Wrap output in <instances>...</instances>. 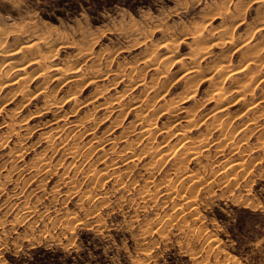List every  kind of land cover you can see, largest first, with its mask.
<instances>
[{"label":"rangeland","instance_id":"374dc122","mask_svg":"<svg viewBox=\"0 0 264 264\" xmlns=\"http://www.w3.org/2000/svg\"><path fill=\"white\" fill-rule=\"evenodd\" d=\"M249 1L0 0V28L9 34L7 39L5 35L3 37L0 35V44L3 45L1 47L3 50L0 52V62L6 59L3 51L12 49L18 42H21L19 40L15 43L14 37H12L16 30H24L25 33H29L31 31L30 27H32L33 33L36 31V34L43 33L42 35L45 36L61 37V41L58 40V42H70V45L67 43L59 47L56 50L55 57H53L52 65L57 64L60 67L61 65L66 67L75 63L74 55L77 51L79 52L80 46L83 44L85 46L84 42L79 44L78 42L85 41V36H87L86 38H93L95 42L90 45V50L88 51L89 53L95 52L92 53L95 55L90 56V58L95 60L94 67L85 69L86 66H84L82 67L84 69L74 68L70 72L67 70L64 73L60 72L64 75H61L62 78L84 77L86 75L84 73L89 69L94 71L103 69L106 70V72L103 70L102 72L107 77L104 75V78L99 80V82L86 85L80 96L83 101L89 99L97 88L98 90H105V95L107 96L115 95V93L120 91L124 92L127 99H131L130 101H138L140 97L144 96L143 89L134 84L139 80L140 77L138 76L140 75L131 72L130 77L128 76L129 78L123 76L126 78L122 77L123 79H120V75L117 78L119 68L120 73L127 74L130 67L136 66L133 65L132 61L134 60V64L136 62L139 63L138 61H141L140 59H142L143 55L151 51V48L156 50L157 55L164 54L165 50L160 48L161 44L159 43L170 39L177 41L178 37L176 35L179 36L181 31L189 29L193 24L200 22L204 16L210 20L212 28H218L219 30L220 26H223L230 29L233 26V29H235L233 31L231 28V32L234 33L232 34L235 42L242 39L244 34H248L245 31L250 32L248 35L254 34L253 37L256 40V37L259 38L257 35L261 36L264 32L256 34L253 28L256 25V19L260 16L264 17V12L261 8H257L255 4H252L254 0H252L253 2L250 1L251 3ZM218 3H225L228 13H233V6L237 4L236 7L240 6L243 14L237 16V18H235L236 16H232L233 18L223 16L221 11L224 13V9L211 7L219 5ZM227 18L228 20H226ZM156 45L157 47L159 46L157 49L155 48ZM147 46L151 48L148 49ZM187 46L188 44H180L178 48L179 54L183 55L185 52L187 54L189 51ZM219 50L213 49V53L219 54L221 51L227 57L232 52L228 47ZM231 57H228V59L233 61L232 63L235 67L240 57L238 53H231ZM20 60V55L14 56L11 64L16 65L20 63ZM209 60L206 59L205 62ZM205 62L203 63L205 64ZM98 63L100 65L99 68L96 66ZM122 66L124 69H122ZM179 66L180 64L177 62L173 64L171 72L180 68ZM63 67L62 69L64 70ZM6 69L8 67H3V70ZM34 69V66L30 65L27 68V73H34ZM45 73L44 76L50 78L53 77L56 71L51 67L47 68ZM150 73L153 74L150 71H145L141 74V77L144 76L148 81L153 78ZM18 74L17 72L11 73L9 71L7 79L10 78L11 80ZM136 76L138 80H136ZM129 79L131 80L130 82L128 81ZM44 81V77L30 78L27 84L32 92L42 86L44 89L46 88L45 91H49L56 84L55 81L51 82V79ZM97 85L98 87H96ZM104 85H107V87ZM16 86L8 85L0 90V143L3 141L0 144V264H26L24 259L31 254V250L43 247L57 253V261L61 264H66L65 262L68 258H70L71 264H264V136L261 139L259 138L261 135L260 130L251 126L250 128L246 127L247 129L245 128L246 130L243 132L239 131L235 134L234 138L236 141L234 140V142H238L242 138L237 146L246 150L244 151L245 154H242L243 159L252 161L250 162L251 165L247 167L250 168L249 171L248 169L246 170L248 174L244 173L243 177L240 176L239 179L237 177V180L234 181L235 183L230 180V177L228 178L229 180H226V177L223 179L222 174H220L224 164L234 157L232 156L233 152L230 151L233 147L231 144L221 146L219 149L223 150L224 156H220V153L218 155L216 152L218 150L216 149L217 143L214 141L219 134L214 133L208 140V143L210 144L211 142L212 144L208 145V153H204V158L202 157L197 162L193 161L187 165L189 171L193 170L191 171L192 173L201 171L203 178L206 177L209 183L207 181L205 183L206 178L205 180L203 179L204 184L202 183V186L197 187L198 189L196 188L197 190L195 189L194 191L196 195L193 196L194 193L192 194V197L195 198L193 199L195 205L193 204L190 208L183 207L181 210L179 209L181 205L178 206L176 204V202L178 203L176 199L164 200L165 203L162 205L163 198L161 197L155 205L151 201L144 202L135 196L136 193L143 189V182L140 177L145 178L147 176L142 166L145 162H148L149 155L137 161V167L134 166L135 169H132L131 177L128 176L126 178L128 181L135 178L137 182V185L134 184L127 192L125 189L114 191L113 184L115 183H112L113 180L111 179V181L107 179L101 186L92 187L88 179L82 180L81 171H76L69 165L72 160L67 156L61 155L63 150L56 149V152L51 156V151L45 148L46 143L42 139L46 135H54L57 125H63L66 131H70L73 120L92 110L94 113L92 111L90 113H93L94 118L85 125V128H93V131L91 130L92 133H89L91 131L87 132L89 134L84 133L77 139V142L74 141L81 147L87 141L90 142L91 146L87 147L88 144L81 149L84 154L89 150L97 149L96 153L93 152L92 156L90 155L88 159L86 158V162L81 164L80 169H82V172L86 171L90 164L92 165L91 168L93 167L94 170L100 171L103 169L104 164H100L99 160L104 153L99 148L117 151L125 147L126 142H123L121 136L124 132L130 130L128 121L134 119L135 112L133 110L130 111L131 113L125 119L116 118L117 112L106 117L104 110L99 108L93 110V106L100 104L104 100L100 98L92 103L90 101V103L86 104L87 106L85 105L77 112V115L67 117L66 121H57L54 124L52 122L53 118L70 110V102L58 111L37 116L35 115L36 111L39 110L45 94H39L30 103L22 106L20 105L21 97L17 96V94L14 96L10 94L12 88ZM109 86L111 87L109 88ZM205 86L206 84L203 83L200 89L203 91ZM124 89H127L128 92ZM67 90L68 88L66 87L63 89L62 94L64 96L68 94ZM150 95L152 96L153 94L151 93L148 96L150 97ZM138 97L139 99H137ZM191 104V102L177 103L179 107L184 108L191 107ZM154 105L157 106V109L161 106L159 101H155ZM261 105L262 107L264 106V104ZM212 107L213 104L207 105L201 110L199 117L207 118ZM238 107L239 105L230 108L229 114L231 115L237 111ZM176 115L181 117L184 114L179 113L178 109ZM24 117L27 118L24 119ZM10 118L13 120H10ZM116 119L120 120L118 124L114 122ZM20 120L23 121L19 123ZM162 120L163 118L158 120V127H160ZM10 121H12L13 127L11 128H13V131L11 128L6 130L8 128L3 124V122L9 123ZM232 122V128L234 129L238 126L241 127L242 123L244 125L246 119L237 116L233 118ZM69 124L70 127L67 128ZM251 130L253 131L251 132ZM12 132L14 133L12 134ZM127 137H132L131 139L135 140L138 137L137 130L127 134ZM177 138H174L170 143H176ZM159 140H162V136L159 137ZM56 141L58 142V140ZM257 143H261L263 149L254 148L255 151L252 149L249 152V148ZM142 145H145V143L141 142V144L135 145L136 152L142 148ZM12 147L17 148V150L20 149V151ZM11 150L13 152H10ZM45 151H47L46 154ZM108 151H105L108 154L107 156H113ZM49 154L52 157L49 160L52 174H46L43 171L38 173V175L34 174V167L29 169L31 163L37 164L39 158L48 159ZM46 155L48 158H46ZM107 158L108 161L109 157ZM82 159L80 158L79 161ZM75 162L77 163V161ZM204 164L207 165L205 166L206 173L202 169ZM119 165L122 169L126 168L122 164ZM3 166L4 168H2ZM210 166L211 168H209ZM66 167L67 170L65 169ZM211 171L216 173L213 172V174ZM210 173H212V176ZM33 175L36 176L34 177ZM84 188H89L90 190L86 189V191ZM87 193H91L90 196L94 195V197L86 198L87 196H84V194L87 195ZM193 210L197 211V214ZM176 213L180 214V216ZM160 217H163V219ZM174 217L177 218L173 219ZM161 223L164 225L162 226ZM151 224H158L159 230L150 229L153 226ZM211 238L214 241L213 243L209 241Z\"/></svg>","mask_w":264,"mask_h":264},{"label":"bare ground","instance_id":"6f19581e","mask_svg":"<svg viewBox=\"0 0 264 264\" xmlns=\"http://www.w3.org/2000/svg\"><path fill=\"white\" fill-rule=\"evenodd\" d=\"M250 1L253 2L252 0ZM252 4H255L257 8H261L262 11L264 12V0H254ZM236 5L233 6L234 7L233 13L227 12L225 3H220L219 5H213L211 7H214L216 9H219V8L224 9V13L223 11H221V14L223 16H227L229 18L232 16L233 17L236 16L235 18H237V16H240L243 13L241 12L242 8H240L239 5H238L239 7H236ZM226 20H228V18ZM232 21L234 22V20ZM239 22H238V25H239ZM6 25L8 24L6 23ZM211 26H210V20H208L204 16V18H202L200 22L193 24V26L190 27L189 29H186V30L184 29L183 31H181V34L179 36L176 35V37H178L177 38L178 42L170 39V40H165L159 43L161 44L160 48H163L165 50L164 54L157 55L156 50H152V48L150 47L151 51H148L145 55L141 53L143 57L142 59H140L141 61H138L139 63L136 62L134 64L133 62L134 60L132 61L133 65H136V66L130 67V70L127 74L120 73L121 72L120 68L118 71L116 70L117 73L119 72L117 74L118 76L117 78H119V75H120L121 76L120 79L123 76L130 77L131 72L133 74L140 75L138 76L140 77L139 80L137 79V76H136V80L138 81L136 82L135 80L136 83L134 84L136 86H139V88L143 89L144 93L143 92L142 93L144 94V96L142 98L140 97V99L138 97L137 98L139 99L138 101H130L131 99L130 98L127 99V97L125 96V93L120 92V91L119 93H115V95L107 96L105 95L106 94L105 90H98V88L95 89L94 94L89 99H85L83 101L82 98H80L81 91L84 89L86 85L99 82V80L104 78L103 76L105 75V73L102 72L103 69L101 71L100 69H97L95 71L89 69L90 71L87 70L84 73V75L86 74L84 77L76 76L75 78L69 77V79H64L65 77L62 78L61 75H63V73L66 70L70 72V70H73L74 68H82L86 66L85 67L86 69L88 67H94L95 60L90 58V56L95 55V54H92L94 51L92 50L93 51V52L91 51L92 53L88 52L90 50V45H93L95 43L93 41V38H89V37L86 38L87 36H85V41L78 42V44L84 42L85 46L84 44L83 45L80 44L82 46L79 45L81 48L79 49V52L77 51V53L73 57L74 62H75L74 64L66 66V67L64 65H63L64 67L61 65L60 67L59 65L57 66V64L52 65L51 62L53 61V57H55V54L57 52L56 50H58L59 47H61L62 45H66L67 43L69 44L70 42H67V43L58 42V40H60L61 37L55 38V37L48 36V35L45 36V35H42L43 33L36 34V31L35 33H33L32 27H30L31 31H29V33H25L24 30L22 31L16 30V32L14 31L15 33L13 32L14 34L12 37H14L13 39L15 43H17V41L19 40L21 42H18L16 46L14 45L15 46L14 48L8 49L7 51H3V54L5 53L6 55V57L4 58L6 59L0 62V90L2 87H7L8 85H12V86L17 85L15 88H12L11 91L9 90L11 92L9 93L13 96L15 94H17V96L19 95L22 99V101L20 102V105L22 106L30 103L33 99L37 98L39 94H45L43 96L44 99L42 100V104L39 106V110L36 111L35 115L37 116H39L40 114H44V113L58 111L59 109H61L63 106H65L66 104L70 102L71 104L70 110L68 112H64L63 114H60L59 116L53 118L52 122L54 124L57 121L64 122L66 121L67 117L77 115V112H79V110L82 109L86 104L90 103V101L92 103V102H95L96 100H99L100 98L104 100L100 104L93 106L94 107L93 110L95 109L97 110V108L104 110L106 117L110 114L112 115V114H115V112H117V115L115 116L116 118L120 117L119 119H125V117L129 113H131L130 111L133 110L135 112L134 119L131 121H128L130 125L129 127L130 130H128L127 132H124V134L121 136L123 142L124 143L126 142L125 147L117 151H108V150H103L102 147L99 148L104 153V155H102L99 160L100 164L102 163L104 164L103 169L100 171L94 170L93 167L91 168L92 165L90 164V167H87L86 171L83 169L84 171L82 172V169H80V166H82L81 164L86 162L85 160H87L89 156L93 152H95L97 149L89 150L86 154H84L82 153L81 149L83 147H86V145L88 144L89 145L87 147L91 146L90 142L87 141L86 144H84L82 147L76 144L77 139L82 134L84 133L86 134L87 132L93 129L90 127L85 128L86 127L85 125L87 124V122H90L94 118L92 115L94 112L90 110L91 108L89 110L90 112L92 111L93 113H90L87 111L85 112V114H83L82 116H78L75 120L71 122L72 129H70V131H66L63 125H57L54 130L55 131L54 135H49V136L46 135V137H44L45 136L44 135L43 136L44 139L42 140H45V143H46L45 148L51 151L50 153L51 156L53 153L56 152V149L63 150V153H61V155L67 156L68 158L72 160L71 164L69 163V165H71L74 168V170L76 169V171H81L82 180L88 179L89 184L92 187L101 186L105 183V181H107V179L108 180L111 179L113 180L112 183H115L113 184L114 191H118V189H125V191L127 192L137 182L135 178L131 181H128V179L126 178H128V176H130V174L133 173L131 171L134 168V166L137 165L136 162L139 161L141 158H144L147 155H149L150 158L148 162L147 163L145 162L146 164L144 163V165L142 166V168L144 167L143 170L147 176L145 178H142L139 176L143 182V187L141 186L143 189L140 190L138 193H136L135 196L139 197L140 200L142 199V201L144 202L151 201L153 202V204L155 203V205L161 197L163 198L162 199L163 202L161 203L162 205L163 203H165L164 200L168 201L171 199H176L178 201V203L176 202V204L178 206L181 205L179 209L182 210L183 207L190 208L194 204L193 199H195L194 197H192V194L194 193L197 187L202 186L201 184L204 182L206 177L203 178V174L201 171L199 172L195 171L192 173L191 171L193 170L189 171L188 170L189 167L187 165L193 161L197 162L202 157L204 158L205 156L204 153L208 151L207 150L208 145L212 144L211 142L209 144L208 140L214 135V133L219 134L218 137H216L217 139L214 141L217 143L216 149L218 150L216 152L218 155L220 153V156H224L223 150L219 149L221 146L231 144V146L233 147L232 150L230 151L233 152L232 156L234 157L230 159V161L224 164V167L222 168V172L220 173L222 174L223 179L224 177H226V180H227L230 177V180L233 182L237 180V177L238 179L240 178V176L243 177L244 173L248 174V171L250 168H247V167H249L248 165H251L250 162H252L250 160L248 161V160L243 159L244 158L243 155L245 154L244 151L246 150L241 149L239 146H237L238 142H240L242 138L239 139L238 142H234L235 134L238 133L239 131L243 132L248 127L250 128L251 126H253V128H257L258 130L261 131L260 132L261 135L259 136L260 139L264 136V108H263L264 106L262 107L261 105V104H264V33L261 36L257 35L259 36V38L256 37L257 39L255 40V37H253L254 34L248 35L250 34V32L245 31V33H248V34H244L242 39H240L238 42H235V38L233 36L234 33L231 32L233 29V26L230 27V29L228 27L220 26L219 30L218 28H212ZM253 29L255 30L254 33L256 34L257 33L261 34L262 32H264V17L263 16H260L256 19V25L254 26ZM0 35H2V37L5 35L6 39L8 38L7 36H9V34H7V32L5 33L4 30H2V28H0ZM59 35L61 34L59 33ZM167 38L169 37L167 36ZM142 41L144 42V39ZM180 44H188L187 47H189L188 49L189 51L187 54L186 52L183 55L179 54L178 48ZM2 46L3 45L0 44V52L3 50L1 48ZM158 47L156 45L155 48L157 49ZM225 47H228L229 49H231L232 54L238 53V56L240 58H238L235 64L236 65L235 67L232 63L233 61H230L228 59V57L230 58L233 57V56L231 57V53H229L228 54L229 56L227 57L221 53L220 50H222ZM150 48L148 47V49ZM213 49H218V50L220 49L219 50L220 53L219 54L213 53ZM17 55H20V59H21L20 63L16 65L11 64L13 57ZM206 59H210V60L205 62ZM176 62L180 64L179 66L180 68H177L174 72H171L173 64H175ZM203 62H205V64ZM30 65L34 66L35 68L34 73L32 72L27 73V68ZM1 66L8 67V69L3 70V67L1 68ZM96 66H98L99 68L100 66L99 63L96 64ZM51 67L56 71V73L53 74V77L48 78V76H44L46 74L45 70ZM62 67L64 68V70L62 69ZM103 67L105 68V66ZM122 69H124V67ZM9 71H11V73L17 72L19 74L15 78L10 80V78L7 79L9 75ZM103 71L106 72V70H103ZM145 71L152 72L153 74L151 73L150 74L153 76V78L147 81V79L144 78V76L141 77V74H143V72ZM60 72H63V73H60ZM122 72L124 71L122 70ZM201 72H203V74H201ZM148 75L146 76L148 77ZM38 77H44L45 81L46 80L49 81L51 79L52 80L51 82L55 81L56 84L49 91H45L46 88L44 89V87L42 86V87H39L38 90L36 89L35 92H32L29 89L28 87L29 85L27 84V82L28 80H30V78L37 79ZM128 81L130 82L131 80L129 79ZM203 83H205L206 86L204 90L202 91V89L200 88ZM65 87L68 88L67 90L68 94L64 96L62 94V91ZM96 87H98V85ZM105 87H107V85ZM110 87L111 86H109V88ZM124 90L127 91V89H124ZM151 93L153 95L152 96L150 95L149 97L148 95ZM155 101H159L161 104V106L158 109L156 108L157 106L154 105ZM179 102L180 103L191 102L192 104H191V107L184 108V107H179L177 105V103ZM209 104H213V107L210 110L209 115L207 116V118H200L199 113ZM237 105H239L237 111H235L233 114L230 115L229 114L231 110L230 108L234 106L237 107ZM178 109H179V113L184 114L183 116L180 117L176 115V111ZM237 116L241 118H245L246 123L244 125L242 123L241 127L238 126L237 128L235 127L233 129L231 123H233L232 122L233 118ZM12 118H10V120ZM26 118L24 117V119ZM161 118H163V120L161 122L160 127H158L159 125L157 126V122ZM23 120H20L19 123ZM11 122L12 121H10L9 123L3 122L5 127L8 128L6 130H9L11 127H13ZM114 122L118 124L120 120L116 119ZM69 127H70V124L69 126H67V128ZM12 129L13 128H11V130ZM110 130H111V127H110ZM135 130H137V133H138V137L135 138V140H132L131 139L132 137L131 138L127 137V134H130L134 132ZM82 131L83 133H81ZM92 131L89 133H92ZM252 131L253 130H251V132ZM13 133L14 132H12V134ZM160 136H162L161 141L159 140ZM174 138H177V142L174 144H171L170 142L174 140ZM56 140H58V142ZM70 141L72 142L69 143ZM141 142H144L145 145H142L141 149L138 148L140 150L136 152L135 145L138 143L141 144ZM261 143H257L255 144V146L253 145V147H250V148L249 147H245V148H249L250 149L249 152L254 148L263 149ZM15 149L17 150V148ZM17 151H20V149ZM105 151H108L109 154H113V156H107L108 154L105 153ZM10 152H13V150H11ZM10 152L8 153L11 154ZM46 152L47 151H45V154ZM50 154H49V158L46 155L47 156L46 158L48 159H45L43 157L44 159H41V158H39L41 160L38 159L37 164L31 163V165L29 166V169L34 167V170H35L34 174L36 175H38V173H40L41 171L45 172L46 174H50L52 171L51 165H49V160L52 158ZM107 157H109L108 161H107L108 159ZM80 158H83L81 160L82 162L79 161ZM119 160L121 161L120 163H119ZM75 161H77V163ZM119 164L124 165V167L126 168L122 169ZM205 164L202 165V169L204 170L203 172L206 171L205 166L207 165ZM200 165H201V162H200ZM2 168H4V166ZM209 168H211V166ZM65 169L67 170V167ZM247 169L248 171H246ZM212 173H210L211 176H212ZM220 174H217V175H220ZM127 181L130 183L127 184L128 183ZM206 181H207V178L205 180V183ZM70 182H71V179H70ZM86 189L84 188V190ZM195 193L193 194V196L196 195ZM90 194L87 193V195L84 194V196H87L86 198L89 199L91 197ZM81 195H80V198H81ZM93 197L94 195L91 198ZM173 202L175 201L173 200ZM156 207H159V206H156ZM171 208L176 209L174 207H171ZM178 215L180 216V214ZM160 218L163 219V217H160ZM175 218L177 217H174L173 219ZM151 225L153 226L150 227V229L159 230V228L157 227L158 224H151ZM163 225L164 224H162V226ZM209 241L210 243L214 242L212 238Z\"/></svg>","mask_w":264,"mask_h":264},{"label":"trees","instance_id":"16d2710c","mask_svg":"<svg viewBox=\"0 0 264 264\" xmlns=\"http://www.w3.org/2000/svg\"><path fill=\"white\" fill-rule=\"evenodd\" d=\"M24 261H26V264H61L57 261V253L44 247L32 249L31 254ZM65 263L71 264L70 258Z\"/></svg>","mask_w":264,"mask_h":264}]
</instances>
